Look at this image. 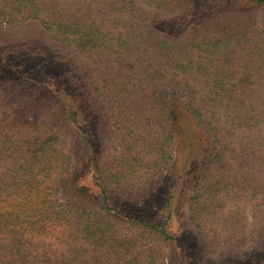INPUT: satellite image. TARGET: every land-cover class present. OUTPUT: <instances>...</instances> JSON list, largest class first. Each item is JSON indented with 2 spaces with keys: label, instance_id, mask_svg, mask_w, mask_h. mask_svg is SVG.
Wrapping results in <instances>:
<instances>
[{
  "label": "trees",
  "instance_id": "obj_1",
  "mask_svg": "<svg viewBox=\"0 0 264 264\" xmlns=\"http://www.w3.org/2000/svg\"><path fill=\"white\" fill-rule=\"evenodd\" d=\"M166 163L213 216L244 191L262 243L230 264H264V0H0V264H187L172 198L118 202Z\"/></svg>",
  "mask_w": 264,
  "mask_h": 264
},
{
  "label": "rangeland",
  "instance_id": "obj_2",
  "mask_svg": "<svg viewBox=\"0 0 264 264\" xmlns=\"http://www.w3.org/2000/svg\"><path fill=\"white\" fill-rule=\"evenodd\" d=\"M184 173L185 169L178 167L174 170L169 163H166L163 171L160 170L157 174V177L163 180L162 185L152 190L151 198L134 202L119 196L121 199L118 202L123 208H125L124 205H127L133 211L141 210L142 212L145 209L147 216L141 215V219L149 218L162 223L168 216L166 203L172 198L170 202L173 216L168 223V229L175 241L178 240L179 246L187 251V264H230L242 253H249L251 250L260 247L262 243L259 232L262 227L261 215H257L256 222L258 225L254 226L251 216H247L249 213L248 198L244 195V191L236 188L233 194H219L218 202L216 201L215 204L221 205L220 213L213 216L211 211H207L206 208L214 204L210 203L203 206L202 197H199V193L193 192L194 188L187 191L190 184L182 187L175 185L177 188L175 196L168 195L169 188L182 180L181 175L183 176ZM180 183L183 184V181ZM201 203L202 205H199ZM196 208H198L197 211ZM232 213L240 214V222L227 226L224 221ZM118 226L122 228L117 230L116 233L118 234H131L139 230L138 226L132 227L128 224H119ZM256 227L258 231L255 229ZM252 229H255L254 232L257 235L253 241H250L252 240L249 237ZM237 230H243L246 233L240 238H233L232 236L237 234ZM153 245L158 249L161 246L159 257L161 256L163 264L181 263V249L174 242H164V244L154 242Z\"/></svg>",
  "mask_w": 264,
  "mask_h": 264
}]
</instances>
